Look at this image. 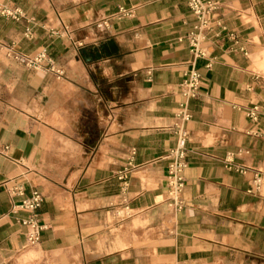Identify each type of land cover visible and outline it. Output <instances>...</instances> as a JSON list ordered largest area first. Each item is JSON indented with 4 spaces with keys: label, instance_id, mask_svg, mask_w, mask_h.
Segmentation results:
<instances>
[{
    "label": "crops",
    "instance_id": "obj_1",
    "mask_svg": "<svg viewBox=\"0 0 264 264\" xmlns=\"http://www.w3.org/2000/svg\"><path fill=\"white\" fill-rule=\"evenodd\" d=\"M188 1L0 0V264H264V0H213L177 212L167 171L193 60ZM7 47L46 50L63 75ZM11 187L44 196L37 245Z\"/></svg>",
    "mask_w": 264,
    "mask_h": 264
},
{
    "label": "built area",
    "instance_id": "obj_2",
    "mask_svg": "<svg viewBox=\"0 0 264 264\" xmlns=\"http://www.w3.org/2000/svg\"><path fill=\"white\" fill-rule=\"evenodd\" d=\"M188 5L192 15L196 19V24L187 36L184 38L188 41L190 51L193 55L191 67L185 72L184 80L181 84V94L184 97V102L180 105L179 118L180 122L175 125V135L177 138L176 146L170 151L168 155V189L171 194L172 204L177 212H181L184 208V201L182 199V192L184 189V171L188 166L187 162V140L188 134L183 126V122L191 118L188 112L189 100L197 97L202 83L201 74L196 68V60L205 56L206 52L202 48V43L205 40V32L209 29L211 14L216 10V4L213 0H189ZM1 14L19 21L24 17L19 9L3 8ZM133 13L125 7H120L116 13V17L121 19L125 17H132ZM26 33L30 35V30ZM180 39L181 41L184 40ZM6 53L9 57L18 63L24 64L29 68L36 70H46L47 68L53 70L58 77L63 75L60 69L55 68L53 59L49 56L46 50L37 53L34 56L22 54L13 50L10 47L6 48ZM258 107L254 106L249 113V118H257ZM241 173H246L239 170ZM130 170L125 169L118 175V180L122 183V191L126 192L129 188ZM261 178L257 175L253 180L254 193L261 194ZM9 192L13 196L22 197L18 205L14 206L15 211H24L28 216L21 220V224L27 227V244L29 246L37 245L40 241L41 232L46 228L41 224L40 216L44 202V196L38 190H34L30 196L24 197L22 188L11 187Z\"/></svg>",
    "mask_w": 264,
    "mask_h": 264
}]
</instances>
